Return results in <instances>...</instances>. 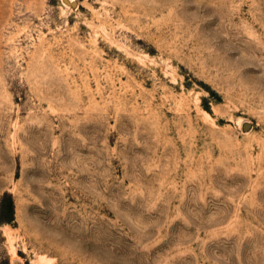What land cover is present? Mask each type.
<instances>
[{
    "label": "rangeland",
    "instance_id": "obj_1",
    "mask_svg": "<svg viewBox=\"0 0 264 264\" xmlns=\"http://www.w3.org/2000/svg\"><path fill=\"white\" fill-rule=\"evenodd\" d=\"M70 1L0 0V264H264V0Z\"/></svg>",
    "mask_w": 264,
    "mask_h": 264
},
{
    "label": "water",
    "instance_id": "obj_2",
    "mask_svg": "<svg viewBox=\"0 0 264 264\" xmlns=\"http://www.w3.org/2000/svg\"><path fill=\"white\" fill-rule=\"evenodd\" d=\"M64 1H65V3L69 4L68 0H64ZM70 4L75 5V2H72Z\"/></svg>",
    "mask_w": 264,
    "mask_h": 264
},
{
    "label": "bare ground",
    "instance_id": "obj_3",
    "mask_svg": "<svg viewBox=\"0 0 264 264\" xmlns=\"http://www.w3.org/2000/svg\"><path fill=\"white\" fill-rule=\"evenodd\" d=\"M70 1V0H69ZM71 2V1H70Z\"/></svg>",
    "mask_w": 264,
    "mask_h": 264
}]
</instances>
